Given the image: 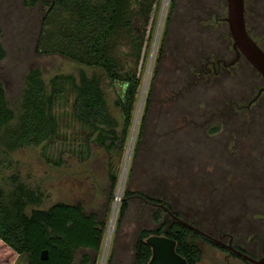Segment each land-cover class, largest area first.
Returning <instances> with one entry per match:
<instances>
[{"label": "rangeland", "instance_id": "1", "mask_svg": "<svg viewBox=\"0 0 264 264\" xmlns=\"http://www.w3.org/2000/svg\"><path fill=\"white\" fill-rule=\"evenodd\" d=\"M141 1H130L127 15L132 24L119 26L110 45L123 66L143 69L124 146L108 151L97 143L96 133L73 115L74 93L69 85V92L53 106L58 123L53 137L16 149L0 144V184L9 192L20 181L34 191L38 200L27 204V213L57 201L80 202L85 212H95L106 222L100 251L80 247L73 264H132L140 231L153 230L170 219L169 209L151 197L164 200L172 212L190 218L215 238L227 241V236L221 237L224 232L250 237V244L244 246L262 254L264 89L249 100L264 81L243 56L215 71L209 70L211 62L206 63L207 71L203 70L207 60L234 59L226 0H175L158 62L170 0H156L148 23ZM244 1L250 35L264 50V0ZM51 2L39 0L26 6L23 0H0V45L5 51L0 81L15 113L12 123L21 111L26 75L38 68L48 86L58 74L78 78L84 70L98 75L108 107L121 124V112L114 105L120 86L110 83L103 70L59 53L38 51V36ZM143 29L147 34L152 29L153 36L147 56L136 62L128 36ZM150 84L151 102L135 154ZM111 174L117 177L114 188ZM126 189L132 193L118 224ZM195 240L202 252L198 264H225L221 249L199 236ZM0 264H28V260L0 242Z\"/></svg>", "mask_w": 264, "mask_h": 264}, {"label": "trees", "instance_id": "2", "mask_svg": "<svg viewBox=\"0 0 264 264\" xmlns=\"http://www.w3.org/2000/svg\"><path fill=\"white\" fill-rule=\"evenodd\" d=\"M38 1L23 0V3L26 6H33ZM130 1L52 0L44 15L37 44L38 51L42 53H59L84 66L99 68L103 70L110 83H117L120 89L114 99V105L121 112V124L108 107L98 75H89L84 70L80 71L78 78L73 74H58L50 79L48 86L40 70L34 68L26 75L21 111L15 123H12L15 113L9 106L5 88L0 81V144L8 149H16L28 144H38L53 137L58 130L53 106L60 95L69 92L70 85L74 93L73 115L96 133L97 143L108 151L124 146L132 125L143 69L138 72L137 65L134 68L123 66L110 51V45L119 26L130 27L132 24L131 17L127 15ZM141 2L142 14L145 23H148L156 0ZM174 4L175 0H170L156 61L159 60L164 47V38L168 32ZM152 36V29L149 30V34L146 33V29L129 34L131 53L136 62L140 61L142 55L144 58L147 56ZM4 55L5 51L0 45V59ZM207 62L208 60L205 61V65ZM205 65L203 70L206 68ZM151 87L150 84L139 124L135 154L141 142L151 102ZM110 184L112 188L117 184V177L114 174L110 175ZM131 193L128 189L124 191L118 224L127 210L128 196ZM36 200L38 196L34 191L20 181L9 192L0 184V242L13 253L26 255L28 264H73L75 251L80 247L100 251L106 222L101 221L97 213L85 212L80 202L65 201L54 202L48 208H34L27 213V204ZM152 200L163 203L171 210L164 200L151 197ZM173 213L205 232L190 218H182L179 213ZM158 217L156 214V218ZM169 218V221H162L163 223L153 230L140 231L134 245L132 264L148 262L151 247L145 242V238L152 233L165 234L175 239L177 252L185 257L188 264H198L201 259L200 244L195 237L199 236L218 247L212 239L178 222L171 215ZM44 249L48 251L47 259L41 258ZM84 259L88 261L89 257L85 255Z\"/></svg>", "mask_w": 264, "mask_h": 264}, {"label": "water", "instance_id": "3", "mask_svg": "<svg viewBox=\"0 0 264 264\" xmlns=\"http://www.w3.org/2000/svg\"><path fill=\"white\" fill-rule=\"evenodd\" d=\"M226 6V20L233 39V48L237 51L238 55L241 54L246 58L264 81V50L254 41L247 30L244 14V0H226ZM168 212L178 222L188 225L203 236L212 239L217 244L220 243L209 234L174 215L172 211L168 210ZM145 242L151 247V256L146 264H188L185 257L177 252L175 239L165 234L152 233L145 238ZM239 254L242 253L239 252ZM41 258H48L47 249L42 250ZM252 261L253 264H264V255Z\"/></svg>", "mask_w": 264, "mask_h": 264}, {"label": "flooded vegetation", "instance_id": "4", "mask_svg": "<svg viewBox=\"0 0 264 264\" xmlns=\"http://www.w3.org/2000/svg\"><path fill=\"white\" fill-rule=\"evenodd\" d=\"M244 14H245V22H246V7H245V1H244ZM247 22H246V27H247ZM248 32H250V29L247 27ZM250 34V33H249ZM233 47V46H232ZM234 50V59H232L229 62H226L224 60H221L220 58L213 61V60H209L207 63L211 62V67L209 70H214L218 67L221 66V64H223L224 66H226L227 64H230L233 62H235L236 60H238L239 56H242L241 54L238 55L237 51L233 48ZM205 67H208L207 64L205 65ZM206 70V69H205ZM207 71V70H206ZM264 83V82H263ZM264 89V84L262 86H260L257 90V94L255 95V97H253L251 100H249V103L253 100H255L258 95L262 92V90ZM246 106H248V103L246 104ZM237 108H239V111H245L244 109H246L245 107L241 108L240 106H238ZM236 110V109H234ZM238 111V110H237ZM252 133V132H251ZM212 236V235H210ZM222 236H227L228 240L224 241L221 240L219 238H215L214 236H212L213 238H215L217 241H219L220 243H215L218 245V248L221 249L224 252V261L225 264H235L233 261L238 260L239 263L241 264H253V259L259 258L262 255H264V253L260 254V253H253L251 252L249 249H247L244 245H247L248 243L250 244V241H248L247 238L250 239V237H244V236H234L233 233H226L224 232ZM259 243L256 242V244L254 243L253 246H258ZM239 252H241L242 254H239Z\"/></svg>", "mask_w": 264, "mask_h": 264}]
</instances>
